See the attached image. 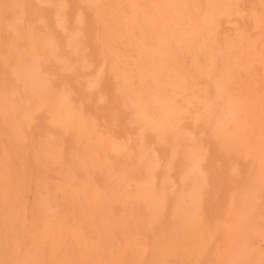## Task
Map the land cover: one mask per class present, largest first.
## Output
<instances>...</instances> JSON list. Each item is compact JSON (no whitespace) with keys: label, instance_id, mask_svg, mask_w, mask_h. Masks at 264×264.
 Segmentation results:
<instances>
[{"label":"bare ground","instance_id":"bare-ground-1","mask_svg":"<svg viewBox=\"0 0 264 264\" xmlns=\"http://www.w3.org/2000/svg\"><path fill=\"white\" fill-rule=\"evenodd\" d=\"M0 264H264V0H0Z\"/></svg>","mask_w":264,"mask_h":264}]
</instances>
